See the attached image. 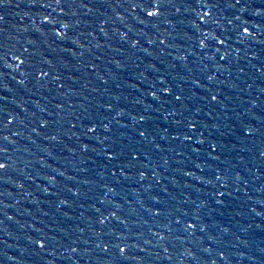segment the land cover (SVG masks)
<instances>
[{"label": "water", "instance_id": "water-1", "mask_svg": "<svg viewBox=\"0 0 264 264\" xmlns=\"http://www.w3.org/2000/svg\"><path fill=\"white\" fill-rule=\"evenodd\" d=\"M0 16V97H7L0 103L18 114L13 131L20 132L4 131L8 141L0 139L8 145L0 160L10 165L0 169V264L264 262V216L256 215L264 208V137L247 138V131H240V120L255 127L261 121L264 0H8L0 5ZM128 30L140 40L135 48L120 41L119 33ZM93 61L96 69L90 67ZM40 68L47 77L39 75ZM160 74L185 84L184 95L191 97L183 106H163L177 110L175 117L165 116L163 108L144 110V88ZM193 79L207 89L193 86ZM208 89L227 97L225 106L202 100ZM249 99L251 111L238 118ZM108 101L115 107L111 115L101 107ZM138 112L150 117L145 127L151 144L135 135L139 125L131 117ZM104 116L107 131L99 127ZM88 117L96 120L95 136L83 135ZM43 120L48 121L43 130L33 123ZM189 121L197 122L204 136L189 128ZM34 126L39 136L31 131ZM80 142L87 152L68 150ZM209 143L218 145L215 152ZM116 145L125 151L134 145L144 155L135 166L127 156L109 162L103 153ZM53 169L64 176L45 191L44 174ZM21 171L33 178L20 177ZM21 182L24 188L18 189ZM64 199L68 204L60 203ZM217 225L231 231L222 234ZM209 235L224 241L225 261L214 249L201 251ZM28 237L47 240L48 246L41 250Z\"/></svg>", "mask_w": 264, "mask_h": 264}, {"label": "snow or ice", "instance_id": "snow-or-ice-1", "mask_svg": "<svg viewBox=\"0 0 264 264\" xmlns=\"http://www.w3.org/2000/svg\"><path fill=\"white\" fill-rule=\"evenodd\" d=\"M8 2V0H0V5H4ZM33 2L35 3L36 0H33ZM237 3H239V0H236ZM56 3L59 4L60 0H56ZM49 7L51 5H48ZM81 7H87V4L81 3ZM91 11V10H90ZM148 16H153L154 13L153 12H147ZM0 20H3V16H0ZM105 23H108L107 20L104 21ZM100 31L102 33H104L105 36L108 35V33L105 31L104 28H101ZM116 32H119V29L115 30ZM245 32H247V28L244 29ZM130 30L119 33V38L122 44H128L131 48H135L139 43L140 40L138 37H133L130 34ZM57 35H66L65 33H57ZM161 44L164 43L163 40L160 41ZM219 43L223 44L224 41L220 40ZM97 47H99V44L96 45ZM201 46H203V42H201ZM25 51H27L25 49ZM81 56H84V52H80ZM98 59V58H97ZM221 60L224 59L223 56L220 57ZM21 64L24 63L23 60L20 61ZM114 63L117 65V67H122L120 61L116 60L114 61ZM90 67L93 69H96L98 66L95 64V62L93 61L90 64ZM262 67H264V65H262ZM240 71H243V69H240ZM108 73L106 72L105 75H107ZM222 74V73H221ZM39 75L42 77H47L48 76V72L45 71L43 68L39 69ZM208 81H213L215 79L214 75H206L205 77ZM59 77H56V80H59ZM102 79V78H101ZM20 83H23V81H21ZM103 83L105 85H107L108 81L107 80H103ZM191 84L193 86H195L196 88H205L207 89V85L203 84L199 79H193L191 81ZM64 85L61 83L60 87H63ZM184 87L185 84H175L174 82H169L167 80V77H165L163 74H160L156 77V79L151 83L148 84L147 87L144 88V93H143V99L145 101H148L147 104H144V110L147 111L148 109H153L155 111H159L163 108L164 105L169 104L171 102H178L181 103V105L183 106V101L186 99H191V97H186L184 95ZM249 88H251V85L248 86ZM260 93H264V88H262L260 90ZM193 96L196 95L195 92L192 93ZM218 96H220L221 98L218 100ZM261 96V95H260ZM260 96H257L255 99L256 100H260ZM202 100H207L209 103L215 102L217 105L219 106H225L224 102L225 100H227V97L222 96V94L217 91V90H212V89H208L207 90V95L201 97ZM0 100L6 101L7 97H0ZM135 103L137 105H140L142 103V101L140 99H136ZM254 103L253 99H249V101L244 105V111L240 112L237 114V117H241V116H247V114L251 111V108L248 107V104H252ZM260 105H261V121H260V126L259 127H255L254 125L250 124V123H244L243 120H240V131L244 132L245 130L247 131V138H251L254 137L257 133H259L262 137H264V100H260ZM153 106H155V108H153ZM57 107H60V105H57ZM101 107L103 109H107L109 110V115H111L112 111H115V107L114 105L108 101L105 102L101 105ZM9 106L6 103H0V139H2V141L7 142L8 141V136L3 135L4 131H8L10 132L12 135L14 136H19L20 132L19 131H13V126L14 122H18V114L17 115H13V111L12 110H8ZM164 110V114L165 116H173L175 117L177 110L175 109H167V108H163ZM122 111V110H121ZM197 111H201V109H197ZM120 113H117V115H119ZM130 115V114H129ZM180 115L182 116L183 113H180ZM33 116H35V113H33ZM138 117V118H137ZM132 122L133 125H139L137 127L134 128L135 131V135L136 137L139 138L140 143L147 141L149 144L152 143V140L149 139V127H145V124H147L148 120L150 119V117L145 116L143 112H138L136 116H132ZM77 120H79L80 118L77 117ZM108 116H104V118L102 120H100L99 123V127H102L103 129H105L106 131L109 130V125L107 123H104V120H107ZM113 119H115V117H113ZM111 122V121H109ZM144 122V123H141ZM34 124H37V126L39 127V129L43 130L45 128V126L48 124L47 120H43L40 122H33ZM116 123H119V121L117 120ZM175 123L179 124L181 123V121L176 120ZM77 124L76 123H72L71 124V128H77ZM189 128H196L199 131V134L201 136H204V131L200 130V126L197 124V122L195 121H189L188 125ZM25 127H27V125H25ZM81 127H83L85 129V131L83 132L84 136H88L89 133H92L93 136H95L96 132H97V126H96V120L93 119L92 117H88V122L87 123H83L81 125ZM205 128H207V125L204 126ZM31 131L33 133H36L37 136L40 135V132L37 131V127L34 126L31 128ZM164 131L167 132V129H164ZM110 137H108L107 135L105 136V139H109ZM45 140H51V141H55L56 140V136L55 135H45L44 136ZM173 139H179V136L173 137ZM185 139H191V136L187 135L185 133ZM77 140H79V137H77ZM14 143V142H11ZM101 143H103V141H101ZM201 144L204 143L203 140L200 141ZM217 144L215 143H209V148L211 149L212 152L216 151L217 148ZM155 147L159 148L160 145L156 144ZM119 149V150H116ZM69 151H83V152H87L89 150L88 145L80 142L78 145H75L74 148L72 149H68ZM95 150V149H93ZM197 151H199V149H197ZM8 152V145L0 143V153H7ZM104 156H106L109 160V162H111L114 159H119L123 156H127L128 157V163L132 166H135L136 162H139V158L142 157L144 155V152L140 149L135 147L134 145H130L128 146L127 150L125 151L124 148H121L119 145H116L115 148L114 147H109V149L107 151H105L103 153ZM260 155L262 157H264V150H262L260 152ZM216 159H218V157H215ZM41 160H44L45 157L41 156L40 157ZM165 163H167V161H165ZM8 167H10V165L7 164L6 160H0V169H7ZM26 168H30L31 165L30 164H26L25 165ZM196 167L199 168V165H197ZM123 170V169H121ZM201 171H203V169H201ZM155 174V173H153ZM113 176L116 175L115 172L112 173ZM141 176L144 175L143 172L140 173ZM185 175H192L191 172L185 173ZM59 177H63L64 176V172H56L55 169L52 170V173H48V174H44V183L46 184V188L45 191H47V187H55L56 186V181L57 178ZM20 177H26V178H33V173H25L23 171L20 172ZM38 177V174H37ZM19 178V177H18ZM0 179H3L2 176H0ZM9 180H11L14 184L16 183L15 180H12V177H8ZM68 179H72V177H68ZM217 179H219V177H217ZM87 183V181H85ZM16 187L18 189H23L24 188V183H18L16 184ZM69 192L72 191L71 188L67 189ZM110 191H114V189H109ZM56 193H52V195H55ZM221 196L224 195L223 192L220 193ZM19 202V201H17ZM61 204H68V200L64 199L62 201H60ZM218 204H222L223 201L218 200L217 201ZM251 212L256 213V209L252 208ZM113 215H115V213H113ZM256 215L259 216H264V208L261 209L260 212L256 213ZM8 219H11V217H8ZM100 223H103V220L100 221ZM176 223H179V221H176ZM262 223H264V221H262ZM188 228H194V227H198L197 225L194 224H188L187 225ZM249 227H251V225H249ZM257 227H260V225H257ZM216 231L224 234V233H229L231 231L230 228H220L219 225L216 226ZM199 231L201 233L205 232V228L204 227H199ZM242 232H247V229H241ZM28 239H32V244L39 245V248L41 250L46 249V247L48 246V241L44 240L43 242H40L34 238L28 237ZM207 240L209 242V245L207 248L202 247L201 251L203 252H209L210 253V249H214L216 256H218L221 261H225V256L226 253H228V249L224 246V241L223 240H217L215 237L209 235L207 237ZM97 247H99V245H97ZM117 248L119 250L120 253H124L125 249L119 247V245H117ZM108 248L107 245H105V247L103 248V251L107 252ZM73 251H75V249H73ZM262 251H264V249H262ZM212 264H216V261L213 260ZM225 264H227V262H225ZM262 264H264V262H262Z\"/></svg>", "mask_w": 264, "mask_h": 264}]
</instances>
